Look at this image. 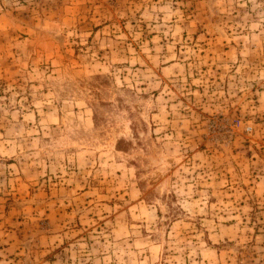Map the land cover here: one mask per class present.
I'll use <instances>...</instances> for the list:
<instances>
[{"label":"rangeland","instance_id":"obj_1","mask_svg":"<svg viewBox=\"0 0 264 264\" xmlns=\"http://www.w3.org/2000/svg\"><path fill=\"white\" fill-rule=\"evenodd\" d=\"M0 264H264V0H0Z\"/></svg>","mask_w":264,"mask_h":264}]
</instances>
